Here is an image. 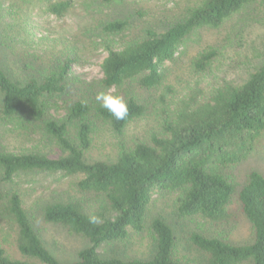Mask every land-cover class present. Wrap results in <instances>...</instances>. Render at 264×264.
Returning a JSON list of instances; mask_svg holds the SVG:
<instances>
[{"label": "trees", "instance_id": "1", "mask_svg": "<svg viewBox=\"0 0 264 264\" xmlns=\"http://www.w3.org/2000/svg\"><path fill=\"white\" fill-rule=\"evenodd\" d=\"M259 2L264 0H200L183 19L166 29H147L143 38L122 49L107 47L101 86L105 90L118 88L137 78L145 88L159 86L163 64L176 57L196 29L219 27L240 10ZM72 4L73 0H60L51 2L48 9L61 17ZM126 27L127 22L117 20L108 23L105 31L117 34ZM214 58L215 52L208 50L199 57L197 66L203 69ZM72 63L68 59L42 78L21 80L8 72L0 44L3 117H22L36 123L62 152L57 157L40 152H0V212L15 224L22 256H10L0 244V264H188L174 256L177 236L162 217H155L151 223L155 248L149 258H108L99 252L103 244L125 240L131 232L144 230L157 189L178 193L179 217H201L212 223L229 221L230 205L236 199L252 225V241L238 244L221 236L194 232L191 243L209 255L211 264H264V173L249 171L240 186L227 173V168L264 152V64L243 82L225 81L206 100L193 106L186 104L169 118L164 115L159 130L124 149L116 159L90 161L86 152L92 145L91 115L120 133L146 108L131 95L124 98L129 115L123 121H117L100 102L91 106L81 100L71 104L64 119L48 117L46 98L66 92ZM33 171L80 174L79 190L103 201L102 207L92 213L72 200L50 202L44 207L45 221L66 226L89 242L74 261H61L51 252L30 220L20 194H6L3 189L2 184L17 174ZM90 217H95L96 223H91Z\"/></svg>", "mask_w": 264, "mask_h": 264}, {"label": "rangeland", "instance_id": "2", "mask_svg": "<svg viewBox=\"0 0 264 264\" xmlns=\"http://www.w3.org/2000/svg\"><path fill=\"white\" fill-rule=\"evenodd\" d=\"M56 1L60 0H0V44L11 76L21 80L42 78L72 59L66 92L46 98L47 116L57 120L65 118L75 101L94 106L99 102L96 95L100 92L111 91L124 98L134 95L146 108L141 117L120 133L108 122L91 115L92 145L86 152L90 161L116 159L124 149L147 140L159 130L164 115L169 118L186 104L193 106L206 100L225 81L243 82L264 64V3L259 2L240 10L219 27L196 29L176 57L163 64L159 86L145 88L137 78L105 90L101 80L107 47L122 49L125 44L143 38L147 29H166L183 19L200 0H73L71 9L61 17L48 9ZM117 20L127 22L126 29L117 34L106 32L105 26ZM208 50L215 52V58L200 69L196 62ZM1 109L0 94V152H40L52 157L62 153L39 125L22 117L6 119ZM253 169L264 173V152L250 156L237 167L227 168V173L240 186ZM1 174L0 169V178ZM81 177L63 172H21L2 184L6 194H20L33 225L61 261L76 260L79 250L89 242L66 226L45 221L43 210L50 202L72 200L81 203L89 213L97 212L103 201L79 190L77 182ZM177 196V192L155 190L144 230L131 232L125 240L103 244L99 248L101 255L149 258L155 248L151 228L155 217H162L173 226L177 236L174 256L188 264H211L209 255L192 245L190 236L194 232L221 236L238 244L253 240L252 225L236 199L230 205L232 218L212 223L201 217H179ZM0 244L10 256L22 257L17 248L15 224L1 212Z\"/></svg>", "mask_w": 264, "mask_h": 264}, {"label": "clouds", "instance_id": "3", "mask_svg": "<svg viewBox=\"0 0 264 264\" xmlns=\"http://www.w3.org/2000/svg\"><path fill=\"white\" fill-rule=\"evenodd\" d=\"M100 106L106 109L117 121H123L129 115V107L123 96L113 94L111 91L100 92L96 95ZM91 223H96L95 217H90Z\"/></svg>", "mask_w": 264, "mask_h": 264}]
</instances>
